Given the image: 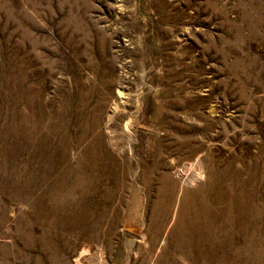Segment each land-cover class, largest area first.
<instances>
[{
	"label": "rangeland",
	"instance_id": "374dc122",
	"mask_svg": "<svg viewBox=\"0 0 264 264\" xmlns=\"http://www.w3.org/2000/svg\"><path fill=\"white\" fill-rule=\"evenodd\" d=\"M0 264H264V0H0Z\"/></svg>",
	"mask_w": 264,
	"mask_h": 264
}]
</instances>
